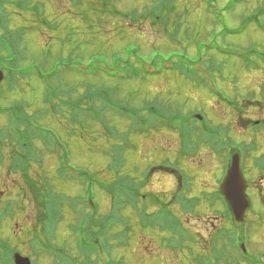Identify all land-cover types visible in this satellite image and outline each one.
Returning a JSON list of instances; mask_svg holds the SVG:
<instances>
[{"label":"rangeland","instance_id":"374dc122","mask_svg":"<svg viewBox=\"0 0 264 264\" xmlns=\"http://www.w3.org/2000/svg\"><path fill=\"white\" fill-rule=\"evenodd\" d=\"M34 1L45 3L44 16H49L59 30L54 34L25 31L27 48L22 49L20 64L36 62L47 75L56 71L53 64L59 61L79 60L89 65L91 60L101 59L114 66L117 58L131 59L134 67L139 69L137 60L142 62V57L149 58L155 49L165 54L172 51L185 53L191 61L199 58L200 66L210 67L206 76L209 90L197 82L179 78L177 73L140 78L126 84L115 83L117 81L101 75L84 77L63 73L60 79H50L55 92H47V95L52 101L58 99V104L62 100L69 104L81 101L84 109H92L100 103L96 100V91L88 88L109 87L111 90L114 85L117 87L115 95H107L106 103L113 108L119 101L118 109L123 111L129 109L126 107L129 104L139 109L147 120L146 115L153 114L162 125L157 128L148 125L132 109L128 113L130 119H122L107 110L109 113L105 118L96 115L95 120H85L80 116L73 117L69 111L54 109V102L52 107L46 106L43 103L46 90L37 77L17 81L14 86L8 85L7 80L0 84V107L17 101L28 104L23 112L22 103L18 104L25 118L33 116L35 122L48 125L58 133L49 132L62 164L67 163L63 166L67 173L80 177L88 187L95 179L94 191L97 192H94V200L99 204L101 214H107L112 206V197L105 192L118 196L117 183L128 186L129 196L124 208L120 209L122 219L117 223L116 231L124 228L130 231L125 238H107L104 244L109 247L111 260L117 264H199L210 258L215 264H250L238 256L232 245L233 233L222 207L214 203L208 209L204 207L208 200L203 193L215 191L227 166L223 145L216 142L208 146L209 143H205L198 150L197 135L194 134L184 142L181 137L184 126L168 129L182 121L177 114L201 116L203 120L200 121L208 124H196L197 128H202L220 142L226 141L229 149H237L253 204L244 215L247 247L251 253L264 254V98L263 93L259 94L264 90V0H111L121 17L98 13L101 7H98L97 0H81L77 5H72L70 0ZM227 7L230 8L228 11L225 10ZM171 8L173 12L169 13ZM109 12L113 10L109 9ZM6 14L13 29L29 28L27 21L37 20L35 16L16 11L9 4ZM213 17L221 24H216ZM165 19L166 27L163 24ZM222 24L232 33L223 32ZM199 43L204 48L213 46L215 49L202 57L196 47ZM46 57L48 62L45 63ZM196 65L193 66L196 68ZM257 67L261 71L255 72ZM148 71L149 68L142 72L149 76ZM124 72V69L120 70L121 74ZM226 104L239 108L234 111L225 107ZM164 106L171 115H159L153 110ZM2 117L1 126L6 122ZM131 124L139 130H127ZM209 124L222 131L211 129ZM188 127H195L194 121ZM28 143L41 151L38 162H33L32 167L46 174V180L31 175L34 178L32 183L38 186L47 183L53 196L66 197L61 201L63 219L49 237L66 256L64 261L57 260L58 264L73 263L78 257V244L69 225H75L77 217L70 214L69 210L74 206L68 202L82 193V187L72 180L63 181L55 174L58 167L56 155L48 156L42 152L44 149L36 146L35 140ZM184 143L191 144L192 148H185ZM4 153L9 163L0 167V211L9 206L16 217H6L2 221L0 240L9 242L27 257L29 228L40 229L41 211L24 176L9 169L12 150L6 149ZM178 183L194 187V193L188 197H198V208L201 207L196 212L183 214L179 206L174 205L171 211L196 233L195 246L212 251L214 255H204L191 244H184L181 250L169 247L168 234L160 233L157 228L140 226L150 220V211L160 208L150 197L153 195L163 202L172 198L174 201L180 194L177 192ZM190 192L186 190L182 194ZM20 205L23 207L18 211ZM83 213L87 214L89 210L85 209ZM187 245H190L188 248L192 249L193 256L199 253L197 262L190 254L185 256ZM33 247L37 249V245ZM37 258L32 257V260ZM249 259L256 261L252 256ZM50 261L53 264L50 258L39 259L38 264H50Z\"/></svg>","mask_w":264,"mask_h":264},{"label":"trees","instance_id":"16d2710c","mask_svg":"<svg viewBox=\"0 0 264 264\" xmlns=\"http://www.w3.org/2000/svg\"><path fill=\"white\" fill-rule=\"evenodd\" d=\"M80 1L81 0H70L72 5H77L76 3H79ZM97 3V5H99L98 7H101V10H99L98 13L101 12L102 15L106 13L108 15L112 14L116 15V17L120 16L118 14V10L116 9L115 5L111 2V0H97ZM44 4L45 3H40L39 1L35 2L34 0H17V2L13 3L12 6L15 10L23 11L25 14H28L29 16L31 15L33 17L35 16V18L37 19L28 20L27 23H29L30 27L21 28V30L18 28L13 29L12 27H10L11 20L9 19L7 14L0 10V68L7 73V82L8 85L11 86H14L17 81L20 82V80H26L32 77H37L43 83L44 88L46 90V98L43 100L45 101L43 103L46 106L52 107V102H54V104L56 105L54 109L59 108L60 111H69V113L72 114L73 117L77 118V116H80L85 120H95L96 115L97 117L103 116V118H105L106 114H108L109 112H112L115 115H120L122 119H130L131 116L128 113L130 111L129 109H132L136 111L138 116L141 117L148 125L157 128L158 126L162 125L156 121V117H154L153 114H147V120L145 117L142 116L141 112L138 111L139 109H134L133 107H130L129 104H127L126 106L129 109H124V111L120 110L118 109L120 108L119 101L115 105V107L111 108L106 102L107 95H115V90L117 89V87H115L114 85L111 86V90L109 89V87L97 88L92 86L88 88L89 91H96V94L98 95L97 98L96 95L94 97L100 103L96 104L95 106H92V109H89L90 107L84 109L85 106L81 105V101H78L74 104H69L64 100H62L61 103L58 104V99H53L52 101L50 96L47 95V92H55V89L52 86L50 79L51 77L53 79H60V76L63 75V73L78 74L84 77H98V75H101L102 78L107 77L109 80L117 81L115 83L126 84L130 81L139 80L140 78L146 79L149 77L151 79L161 77L164 74L177 73L179 75V78L181 77L182 79L197 82L200 85L204 86L205 90H207L209 86V81L206 79V76L209 75L208 70L210 69V67H208L207 69L206 67H202L200 68L202 72H199L193 67V65H201V62L199 61L200 59L198 58L195 62H193L191 61V58L187 56V54L180 53L178 51H172L165 54L159 51L158 49H155L149 54V58L142 57V62L137 60L140 66L139 69H136L134 67V63L131 61V59H126L123 61L120 58L115 59L114 66L107 65L106 62L101 59L91 60L89 65H84V63L79 62V60L68 61L66 62L67 64L59 61L53 64L56 68V71L52 72L49 75L45 74V72L41 68L42 66L38 65L36 62H30L28 65H21L20 62L23 57L22 49L27 48L25 40V34H27V32L25 31L28 30V33H34L35 31H37V33L35 34H38V32L43 33V31L45 34V31H47L49 34H54L55 31L59 30L52 24L51 20L49 19V16H47L46 14L44 16V13L42 12L44 9ZM109 9H112L113 12H109ZM209 9L213 14L214 11L211 8ZM229 9L230 8L227 7L225 10L228 11ZM171 10H173V8L169 10V13L173 12ZM213 19L216 24H221V22H219L217 18L213 17ZM163 24L164 27L167 26L166 19L164 20ZM221 26L223 28V32L232 33V31L226 25L222 24ZM196 47L202 57L207 53H211L208 51L213 52V50L215 49V47L213 46L211 48H204L201 43L197 44ZM253 47L254 46H252L249 50H251ZM46 61L48 62L47 57L45 59V63ZM213 65L215 64L212 63V66ZM142 66H144L145 68L141 70ZM148 68L149 76L142 72L146 71ZM122 69L125 70L124 74L120 73V70ZM255 70V72L261 71L258 67ZM262 71L264 72V68ZM87 85L89 84H85V86ZM60 89L65 90L66 88H59V90ZM261 93H263L262 95L264 98V90H262L259 94ZM19 103H22V112L24 107H29L28 104L20 101L11 103L12 105H8L7 107H0V116H3L2 118H4L6 121L5 125H0V167H4L5 165L8 166L9 159L7 158V156H5L4 152L6 151V149H11L12 156L9 169L12 173L20 172V174L24 176L25 181L29 183V187L33 190L36 203L41 211L42 226L39 223L40 229H37L36 227L29 228L30 231L28 233V239L26 240L29 247V252L27 255L30 256V258L38 257L37 260L33 261V264H38L39 259L46 260L47 258H50L53 260V264H58L57 260L64 261L66 259V256H64L63 253L59 252L60 246H56L54 243H52L49 237L53 233L54 227L57 226L60 220L63 219L64 213L60 210L61 201L63 200V198L65 199L66 197L62 196V198L58 196H53L50 193L47 183H43L44 186H38L32 183L34 178H32L31 175H36L37 177L41 178L45 177L46 180L45 173L32 167L33 162L37 163L41 155V151L37 150L36 147L28 145V141L35 140V145L40 146L44 149L42 152L47 153L48 156L56 155L58 167L56 169L55 174L63 181L70 182L72 180L75 182L74 184L80 185L82 187V193H80L78 197H75L73 199L70 198L68 202L69 205L74 206L73 208L71 207V209L69 210L70 214L77 217L76 224L72 225V223H70L69 230H72L71 233L74 234L76 242L78 244V252H76V254H78V257H76L77 260L73 263L68 262V264L103 263V255L106 253L108 254V252H106L105 250L108 251L109 249V247L104 249V243H107V238H125L128 232L130 231L129 228H124L120 231H116V225L122 219V213L120 209L124 208L126 204V199L129 196L128 186H124L122 185V183H120L119 185L117 183L116 191L118 196H113L112 192H105L106 194L112 197V206L107 214H101L99 211L98 203H95L94 207L90 205L91 201L95 202L94 192H97L94 191L95 179L93 178V181L89 180L90 184L88 187L83 179H81L80 177H72L70 173H67L66 169L63 167L67 166V163L62 164V160L57 154L58 150L55 147V140L49 132H53L54 134L58 133L55 131V129L50 128L48 125H42L35 122V120H33V116L31 118H25L22 115V112H20L18 109ZM231 108L236 111V109H238L239 107L231 104ZM107 110H109V112H107ZM153 110L159 115L160 113L164 116L172 114L168 112V109L165 106L162 109L157 108ZM177 115L182 117V121H179L178 123L169 126L168 129H171V127H177L179 125L184 126L183 128H185V130L182 131L181 135L182 140L184 142L185 140L191 138L190 136L194 134L197 135L199 146L198 150H200L202 146H205V143H209L208 146H211L212 143L216 142L221 143L216 138H214L215 136L211 137L206 134V132L202 130V128H197L195 126L191 129L190 127H188L193 123V121L194 125L195 122H197L195 119L196 117L194 115H187L186 117L180 114ZM9 123H11V125L8 127L7 125H9ZM205 124H208V122L203 123L202 125ZM209 127L211 129H214L215 131H222L217 127H211L210 124ZM204 128L209 129L206 126H204ZM135 129L139 130V128L135 127L134 124H131V126L127 130ZM38 141L40 142V144H38ZM184 146L187 149L188 146L189 148H192L191 144L187 146L184 143ZM196 147H194L193 149H196ZM39 163V165L41 166V162ZM178 201L180 205L183 206V204L186 203L184 195H181ZM188 205L193 206L194 203H189ZM22 207V205L18 206V211H20ZM85 209L89 210V213H83ZM2 210L0 211L2 212L0 213V224L2 223V221H4L6 217H16L14 216L15 214L13 212V209L9 206L6 207L3 211ZM167 211L168 209L164 208L158 214L150 217L152 219V222L158 223V221H160L159 219H164L166 223H169L171 221V214ZM225 211L227 210L225 209ZM185 212H193V210H185ZM227 213L229 214V211ZM231 224L233 228L237 227L235 223L231 222ZM142 227H144V225H142ZM244 227L245 225H241V229H243ZM121 231L123 232L119 234ZM240 236L242 237L243 233H241ZM97 239H99L100 245L96 244ZM17 240L19 241V239ZM34 244L37 245V249L33 247ZM232 245L233 247L236 246V242L233 239ZM16 251L17 248L13 247L9 242H2L0 240V264H13L12 256ZM72 261H74V259H72ZM50 264H52L51 261Z\"/></svg>","mask_w":264,"mask_h":264},{"label":"water","instance_id":"95a60500","mask_svg":"<svg viewBox=\"0 0 264 264\" xmlns=\"http://www.w3.org/2000/svg\"><path fill=\"white\" fill-rule=\"evenodd\" d=\"M3 79L4 73L0 71V82H2ZM221 190L229 200L237 221H243L244 213L249 206V202L245 195L246 183L240 170L238 155L232 157L231 166L222 184ZM15 261L16 264H30L28 259H24L19 255L15 256Z\"/></svg>","mask_w":264,"mask_h":264},{"label":"flooded vegetation","instance_id":"af4514ba","mask_svg":"<svg viewBox=\"0 0 264 264\" xmlns=\"http://www.w3.org/2000/svg\"><path fill=\"white\" fill-rule=\"evenodd\" d=\"M15 2H17V0H0V10L6 14L7 5L8 4L13 5V3H15ZM21 19H22V17H21ZM195 255L199 257V255L197 253ZM257 256H258V254H252L253 258L257 257Z\"/></svg>","mask_w":264,"mask_h":264}]
</instances>
